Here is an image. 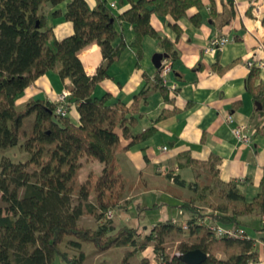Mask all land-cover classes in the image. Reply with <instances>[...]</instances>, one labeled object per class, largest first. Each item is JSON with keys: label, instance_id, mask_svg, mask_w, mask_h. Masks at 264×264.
I'll return each instance as SVG.
<instances>
[{"label": "trees", "instance_id": "1", "mask_svg": "<svg viewBox=\"0 0 264 264\" xmlns=\"http://www.w3.org/2000/svg\"><path fill=\"white\" fill-rule=\"evenodd\" d=\"M63 1L66 0H0V199L5 203L4 207L0 206V264H82V243H90L98 251L132 247L125 250L120 264H133L131 257L149 244H153L158 253V264H187L180 255L194 249L206 254L201 264H246L257 255L253 249L256 237L249 234L239 218L255 216L264 222V166L259 191L248 199L238 188L237 181L218 178L216 165L220 159L217 156L199 161L184 151L178 156L176 168H166L165 174L158 171L189 190V195L179 194L180 203L175 206L189 212L182 216L181 222L172 219L159 222L150 227L147 234L146 229L139 226L122 225L115 229L113 217L106 218L109 211L125 208L124 202H129L126 200L127 181L120 172L115 149L126 150L153 135L154 127L139 130L143 115L141 104L152 91L159 90L166 97L170 89L159 73L160 68L152 76L142 74L145 85L129 105L110 101L108 93L96 97L94 88L108 75L109 66L119 59L128 45L135 49L136 69L141 70L142 41L147 35L158 39L172 65L177 50L173 42L152 26L151 15L169 14L177 20L191 7L200 9L203 1L125 0L129 7L117 14L105 0H97L93 9L85 0H69L63 19L71 21L74 30L58 40L52 27L47 25L45 7ZM213 1L210 0L211 9ZM190 18L198 23V15ZM115 21H127L133 26L132 42L121 39L114 45L119 38ZM262 23L264 25V18ZM92 42L99 45L104 62L96 74L89 76L75 51ZM55 68L61 79L68 78L72 83L68 104L70 107L72 103L77 105L78 124H73L68 116L56 114L55 101L30 99L17 108V99L27 87ZM249 69L246 90L255 100V112L264 113L260 68L251 66ZM173 91L178 92L177 89ZM259 105L261 108L257 109ZM31 115V132L20 143L23 122ZM167 115L163 113L158 120ZM114 127L120 128L121 136L129 139L128 144L121 145V136ZM254 130L264 137V125ZM17 146L27 153L25 160H14L3 153ZM44 153L49 155L45 160ZM83 161H98L103 169L99 174L89 172L78 184L77 202L73 204L70 182ZM31 165L37 168L30 172ZM185 165L193 166L192 182L186 183L176 172ZM157 205L162 203L150 207L138 204L137 208L145 210ZM84 215L93 216L97 225H80L79 220ZM210 224L242 227L249 238H216ZM250 229L257 233L264 231V225ZM171 232H185L187 237L179 242L178 252L173 255L162 251L164 237ZM63 243L78 249L79 254L69 256L61 248ZM219 252L225 256L218 257ZM138 264L150 262L142 258Z\"/></svg>", "mask_w": 264, "mask_h": 264}, {"label": "crops", "instance_id": "2", "mask_svg": "<svg viewBox=\"0 0 264 264\" xmlns=\"http://www.w3.org/2000/svg\"><path fill=\"white\" fill-rule=\"evenodd\" d=\"M68 1L45 7L47 25L52 27L58 40L71 35L74 30L72 22L63 19ZM85 1L89 8L96 7L97 0ZM105 1L109 5L115 4L112 9L117 14L129 7L125 0ZM202 1L200 9L191 7L177 20L169 14L151 15L152 26L173 42L177 58L165 77L170 89L167 96L159 90L152 91L146 102L141 104L143 115L139 130L154 127L153 135L126 150L115 149L120 172L127 181L126 200L165 191L170 205L175 207L180 203L179 194L189 195V190L166 179L158 169L176 168L178 156L184 151L199 161L217 156L220 159L216 165L218 178L237 181L238 188L248 199L259 191L264 166V137L256 134L254 129L264 125V113L255 112L256 103L246 90V79L250 72L247 63L255 56L256 38L264 40V0H257L254 5L250 0H214L212 9L210 0ZM194 15L199 16L198 23L191 20ZM114 27L119 33L114 45L121 39L127 43L133 41L134 29L129 22L115 21ZM217 36L228 37V42L221 50L210 52L208 45ZM142 45L141 70L136 69L135 49L128 45L119 59L109 66L108 75L96 85L94 96L108 93L110 101H122L127 105L132 102L145 85L142 74L152 76L157 70L153 63L154 54L164 53L158 39L152 36H145ZM75 54L89 76L96 74L104 62L96 42L78 48ZM256 58L264 59V54H258ZM259 80L264 84V67H260ZM71 85L70 79H61L55 68L38 77L17 102L26 103L30 99L55 101L57 95L64 89L70 90ZM173 89L178 92L174 93ZM163 113L168 115L158 120ZM227 116H231V122L226 120ZM68 118L73 124L79 123L75 103L71 104ZM240 124L246 126L249 142L238 141L232 135L231 128ZM114 130L121 136L120 128L114 127ZM120 139L122 146L129 142L122 136ZM164 146L166 150L162 149ZM192 167L185 165L176 169L180 179L186 183L194 180ZM102 169L103 164L98 161H83L80 168L85 172L84 180L89 172L99 174ZM159 203L166 204L165 201H154V204ZM179 211L177 209L169 219L178 218ZM239 219L247 229L264 225L255 216ZM254 234L256 239L264 241V231ZM217 255L225 256L222 252Z\"/></svg>", "mask_w": 264, "mask_h": 264}, {"label": "rangeland", "instance_id": "3", "mask_svg": "<svg viewBox=\"0 0 264 264\" xmlns=\"http://www.w3.org/2000/svg\"><path fill=\"white\" fill-rule=\"evenodd\" d=\"M25 103L17 102V108H21ZM33 124V115L27 117L22 125L21 130V139L20 143H23L24 140L29 136ZM51 146V145H50ZM4 154L10 155L14 160H25L27 158V153L20 146L14 147L7 151L3 152ZM49 155L44 153L42 156L43 160L47 159ZM37 168V165H31L28 170L31 172ZM85 172L79 170L73 180L70 182V185L73 189L72 192V202L75 204L77 202V187L80 182L84 180ZM165 183L167 182L164 178H162ZM128 192H126L127 194ZM189 193V192H188ZM167 192H155L151 195H144L132 199L128 203L124 202L125 208H115L113 211V226L115 229L122 225L128 226H139L142 230L143 228L148 227L145 233H149L150 227L153 225L163 222L171 217L172 214L177 213V208L170 205L169 200L167 198ZM90 200H93L92 198ZM155 202L165 201V205L151 208V209H138L137 205L140 204L143 206H152ZM0 206L4 207L5 203L0 199ZM186 210V209H184ZM186 212H188L186 210ZM79 224L82 226L95 227L97 225V221L93 216L84 215L80 218ZM250 235H254L253 231L248 228L247 230ZM185 232L177 234L175 232H171L164 237V241L162 244V251L166 254L173 255L178 252V245L181 240H185L187 238ZM68 239V238H67ZM154 243V242H151ZM62 250L66 251L69 256H77L79 254V250L68 246L63 243L61 245ZM132 247H116L110 248L105 251H98L92 244L90 243H82L81 251L84 254V260L82 264H120L121 259L124 255L125 250L130 249ZM158 253L154 251L153 244H149L145 249L136 251V253L131 257V261L133 264H138L141 262L142 258H147L150 264H158L157 261ZM219 256H222L219 254Z\"/></svg>", "mask_w": 264, "mask_h": 264}, {"label": "built area", "instance_id": "4", "mask_svg": "<svg viewBox=\"0 0 264 264\" xmlns=\"http://www.w3.org/2000/svg\"><path fill=\"white\" fill-rule=\"evenodd\" d=\"M257 0H250L251 3H256ZM111 7H114L115 4L111 3ZM228 42V37L226 36H217L214 37L209 45L207 50L210 52H215L216 50H221L226 43ZM258 54H264V40L260 38H256L255 43V56L254 59H251L247 64L250 68L251 66H257V67H264V59H257ZM171 71V63L167 58L162 59L161 66H160V75L162 77H166L167 74H169ZM71 96V92L68 89L62 90V92L57 95L55 102L57 103V107L55 109V113L59 114L61 116H68L70 105L68 104V98ZM226 120L228 122L232 121L231 116H227ZM232 135L238 140L242 142H249V136L246 133V126L244 124H240L238 126H234L231 128ZM163 150H166L167 147H163ZM161 173H166V168L162 167L158 169ZM188 212L186 210L182 209L179 211V218L173 219L174 222H181L182 216H185ZM113 217V212L109 211L106 214V218L110 219ZM262 220L264 221V214L262 215ZM183 227L186 228V225L183 224ZM210 230L212 231L213 235L216 238H236V239H247L249 238L248 234H246L245 230L242 227L239 226H225L220 224H210L209 225ZM258 246V247H257ZM253 247H257L254 249L255 252H257V255L252 257L247 261L246 264H264V241L255 239Z\"/></svg>", "mask_w": 264, "mask_h": 264}, {"label": "water", "instance_id": "5", "mask_svg": "<svg viewBox=\"0 0 264 264\" xmlns=\"http://www.w3.org/2000/svg\"><path fill=\"white\" fill-rule=\"evenodd\" d=\"M167 57H168L167 53L154 54L153 56L154 66L157 69L160 68L162 59ZM258 108L260 109L261 106L259 105ZM180 258L187 264H201L202 262H204L206 258V254L200 249H194L180 255Z\"/></svg>", "mask_w": 264, "mask_h": 264}]
</instances>
